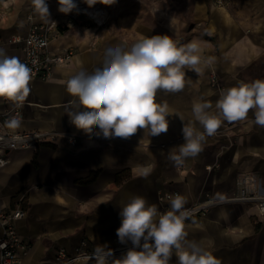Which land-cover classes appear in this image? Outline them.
Instances as JSON below:
<instances>
[{
	"label": "crops",
	"instance_id": "crops-1",
	"mask_svg": "<svg viewBox=\"0 0 264 264\" xmlns=\"http://www.w3.org/2000/svg\"><path fill=\"white\" fill-rule=\"evenodd\" d=\"M47 5L51 22L40 19L32 0H0V48L7 55L23 58L22 45L12 39L25 36L32 23L52 24V52L74 50L70 61L56 66L48 79L30 81L22 126L16 129L41 131L49 141L10 151L8 163L0 169V209L25 211L16 221L20 237L29 243L22 258L29 264H50L57 250L73 254L82 241L88 251L113 249L119 241L120 210L132 197H144L164 213L159 192L178 191L187 198L185 206L195 205L207 195L215 203L184 222L187 241L211 251L221 264H264V214L259 212L258 202L229 199L237 181L246 175L254 178L255 189L264 194V127L252 122L254 110L247 120L223 121L215 135L206 137L203 151L183 165L170 159L184 143L183 124L193 122L203 131L192 112L194 103L210 101L213 107L209 111H218L215 104L222 92L210 84L211 72L218 74L224 91L262 74L258 63L264 59V0H225L223 5L216 0L195 1L196 25L204 24L215 37L213 42L192 32L185 43H200L203 53L198 67L202 72L186 68L182 91L157 92L156 101L166 104L170 113L166 133L149 136L147 130L138 129L127 139H104L75 128L67 113L79 110V105L67 92L66 81L81 70L91 73L102 67L109 47L130 48L153 33L143 27L126 2L116 6L113 19L109 13L113 4L88 7L106 13L104 23L101 15L97 25L90 22L93 17L76 8L75 20L66 27L62 24L67 14L58 11L57 0H49ZM158 11L154 6L152 15L157 20L176 24L175 16H160ZM5 107L0 98V112ZM68 137L77 142L69 143ZM143 168L149 169L147 177L141 174ZM94 172V181L82 183ZM118 174L123 179L116 182ZM2 234L0 227V238ZM117 260L107 258L106 264ZM74 264H99V259ZM169 264H178L175 250Z\"/></svg>",
	"mask_w": 264,
	"mask_h": 264
},
{
	"label": "clouds",
	"instance_id": "clouds-1",
	"mask_svg": "<svg viewBox=\"0 0 264 264\" xmlns=\"http://www.w3.org/2000/svg\"><path fill=\"white\" fill-rule=\"evenodd\" d=\"M57 2L58 11L63 14L77 8L74 0ZM83 2L92 7L97 3L111 5L115 0ZM32 5L40 19L51 22L46 0H32ZM202 53L198 41L179 44L168 35L144 37L130 48L122 45L109 47L102 67L91 73L81 70L66 81L67 92L77 98L79 105V110L69 111L67 116L78 130L104 139H127L138 129L147 130L149 136L166 133L169 127L166 117L170 113L166 104L156 101L157 92L182 91L186 84V68L198 74L202 72L198 67ZM208 63L212 60L209 59ZM31 80L32 69L0 48V98L22 107L30 94ZM212 107L210 101L194 103L192 112L203 131L193 122L183 124L184 143L170 155L175 165H183L187 158H194L202 152L206 137L215 135L223 121L247 120L249 112L254 110L252 122L264 127V79L240 82L226 89L216 101L218 111H209ZM7 125L19 129L22 121L13 117ZM140 171L145 177L149 175L147 168ZM186 204L184 195L175 194L170 199V210L161 213L144 197H132L121 208V224L116 229L119 241H130L132 248L115 264H169L174 250L178 264H221L211 251L197 242L186 240L188 233L184 222L190 215ZM112 254L107 248L99 256V264H106L107 257Z\"/></svg>",
	"mask_w": 264,
	"mask_h": 264
},
{
	"label": "built area",
	"instance_id": "built-area-1",
	"mask_svg": "<svg viewBox=\"0 0 264 264\" xmlns=\"http://www.w3.org/2000/svg\"><path fill=\"white\" fill-rule=\"evenodd\" d=\"M49 0H46L48 4ZM75 9L67 14L66 21L62 24L66 27L75 20ZM52 24H34L30 25L29 31L25 36H16L12 39L15 43H20L24 49V56L20 60L32 69V79H48L53 69L61 64H65L73 57V48H66L60 52H52L49 49L50 29ZM209 82L220 92L224 88L219 84V76L216 72H211ZM6 107L0 112V169H2L9 161L8 153L17 148H27L43 144L47 140L46 136L38 130H22L11 129L7 125V121L13 117L21 118L22 107H16L15 104L7 99L1 98ZM71 144L77 142L75 137H68ZM255 180L252 176H243L237 181V189L229 197L234 201H257L258 210L264 214V194H259L255 189ZM178 191H160L158 199L162 203L163 211L170 210V199ZM215 203L209 195L207 198L195 205H188L185 208L190 212L185 222L202 211L212 207ZM25 211L17 208L0 209V227L3 234L0 238V264H29L22 257L29 248L23 238L20 237L16 221L22 218ZM85 241H82L80 247L73 254H69L64 249L57 250L55 260L50 264H74L78 261L99 259V256L105 251H88L84 249ZM132 248V244L118 241V245L111 249L112 256L107 258L120 259L126 252Z\"/></svg>",
	"mask_w": 264,
	"mask_h": 264
},
{
	"label": "rangeland",
	"instance_id": "rangeland-1",
	"mask_svg": "<svg viewBox=\"0 0 264 264\" xmlns=\"http://www.w3.org/2000/svg\"><path fill=\"white\" fill-rule=\"evenodd\" d=\"M79 1V0H78ZM83 1V0H82ZM196 0H115L113 3V10L109 13L111 18H116L118 11L115 10L116 6L121 2H126L132 5V14L136 16L143 27L150 30L153 35H168L179 44H185L190 37L194 34L202 38H209L215 42V37L209 35L207 28L204 24L197 26L193 16V5ZM218 5L225 4V0H216ZM84 4V3H83ZM154 6H157L160 11V16H166L167 14L175 16L177 22L175 25L164 24V20H157L153 15ZM102 23H104V11L102 12ZM106 16V15H105ZM159 16V17H160ZM107 18V17H106ZM90 22H94L97 25L94 18H91ZM192 32H196L192 34ZM261 68V75H257L258 79H264V59L258 63ZM246 76V73H244Z\"/></svg>",
	"mask_w": 264,
	"mask_h": 264
},
{
	"label": "bare ground",
	"instance_id": "bare-ground-1",
	"mask_svg": "<svg viewBox=\"0 0 264 264\" xmlns=\"http://www.w3.org/2000/svg\"><path fill=\"white\" fill-rule=\"evenodd\" d=\"M82 0H79L76 4H77V8L79 10V12L81 13H87L89 16L93 17L95 21L100 22L101 21V14L102 11L99 9H93V8H88V6L84 3ZM160 13L162 14V11H158V14L160 15ZM231 60L228 61V63H230Z\"/></svg>",
	"mask_w": 264,
	"mask_h": 264
},
{
	"label": "trees",
	"instance_id": "trees-1",
	"mask_svg": "<svg viewBox=\"0 0 264 264\" xmlns=\"http://www.w3.org/2000/svg\"><path fill=\"white\" fill-rule=\"evenodd\" d=\"M96 176H97V172H94V173H92L87 179H85L82 183H90V182H92V181L95 180ZM122 179H123L122 175H119V174H118V175L116 176V182H119V181H121Z\"/></svg>",
	"mask_w": 264,
	"mask_h": 264
}]
</instances>
